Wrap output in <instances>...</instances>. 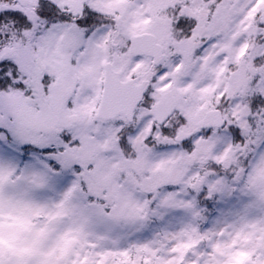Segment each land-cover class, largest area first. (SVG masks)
I'll return each instance as SVG.
<instances>
[{"label": "snow or ice", "instance_id": "obj_1", "mask_svg": "<svg viewBox=\"0 0 264 264\" xmlns=\"http://www.w3.org/2000/svg\"><path fill=\"white\" fill-rule=\"evenodd\" d=\"M0 264H264V0H0Z\"/></svg>", "mask_w": 264, "mask_h": 264}]
</instances>
